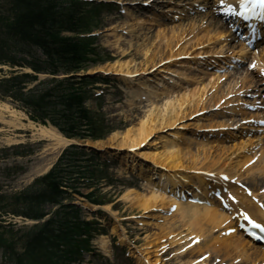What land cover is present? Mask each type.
Returning <instances> with one entry per match:
<instances>
[{
    "label": "bare ground",
    "instance_id": "bare-ground-1",
    "mask_svg": "<svg viewBox=\"0 0 264 264\" xmlns=\"http://www.w3.org/2000/svg\"><path fill=\"white\" fill-rule=\"evenodd\" d=\"M135 1L136 3H138L137 0ZM140 1L148 3H158L157 0ZM180 1L184 2L183 0ZM200 1L205 8H211L217 3V1L215 2V0ZM173 2H175V0ZM237 3L238 0H225L224 4L217 3L216 5L217 7L225 8H227L228 5H231L234 8ZM175 8L176 11H182V7L180 5H175ZM216 14L217 10L214 9L212 11H208L204 14L198 15L197 17L187 18L188 21H191L190 24H192V27L189 30H180L181 26H183L181 24L173 25L171 26V28L167 26H165V28H160L158 29L156 33V39L151 46H148L147 43V38L150 37V32L146 31L142 33L144 39V43L142 44L144 45L143 50L145 49L144 58L147 62L149 61L150 63H143L141 67H137L136 62H120L119 60L114 64H110L109 66H107L108 68H99L101 69L100 71H103L104 73L106 72L111 73V75L120 76L125 81H128L127 85H129L130 87L134 85L133 87L135 88L138 80H140V82L142 80V83H140V86L142 85V87L139 89L137 88L138 90L134 91L135 97L138 93H140L141 89L143 90V94H149L150 91L148 86L156 85L157 82H154L153 80L155 77L151 75L149 76L148 74V71L152 66L155 67L154 72H156L157 76H161V74L164 73H171L170 75L176 74V78L172 79L169 83L161 82L162 87L153 86V88L157 90V93H150L151 96L154 97V101H150V103L147 105V109L144 111V114L141 117L138 125L131 128V131H133L132 134L129 130L127 134L124 135V138H122L120 143L112 144V146L109 147L114 149V153L111 154V157L120 158L121 156H128L130 159H132V161L126 164V166L132 171L139 172V175L142 177L145 185L149 189V191H147V194L145 195H142L135 190H129L126 193V196L129 195L130 197L132 194L135 195L130 198L127 197L128 201L137 200V205L139 206L141 211H144L145 214L151 212V215L148 214V218L154 219L153 223L145 222V224L152 225L154 227L153 229L155 230V232L153 233V235L157 240V242L154 244L155 247L159 248L160 246L161 249H167L169 246H178V237H183L179 236L180 233L183 231H188L189 235L192 236V238L190 237L189 241L186 243L188 245L187 249H185L184 252H187L185 256L187 258H190L187 259L189 260V264H203L199 261V259L203 255L209 257V254L213 255V252H217L218 250H221L222 252L223 249L226 254H229L228 258L231 257L233 259L231 262H229V264H264V249L245 238L243 234L238 230L239 222L243 221V219L247 215L254 221L258 220L259 222H264V215L261 214L262 206H259L260 204H257V202L254 201V199H258L259 202H264V194L262 193V191H260L262 188H264V141L263 143L262 141H260L254 144L252 143L253 141L244 139L240 143L234 144L233 147H229L227 150L223 149L222 152L216 153V155L221 158H224L223 156H228L231 161L238 158V166L241 167L240 170L250 161L254 160L256 156L255 165L248 167L244 171V173H246L244 176L246 177H244L241 173L233 174L235 173V171L232 173V176H238L240 181H245L244 184H247V186L252 189L253 196L249 198L245 195V191H243V193H239V195H237V199L236 197L235 199L237 203L239 200L241 204L236 203L237 205H232L228 202V207H230V210H228L229 212L222 210L220 206H218L215 195L220 192L217 191V193H214V191H210L211 187H208L209 183L221 184L218 176L214 175V177H207V173H212L213 171L200 168L198 167V165H196V163L191 167L185 164V162H187L189 158H191L195 162L198 161L201 157L200 151H197L196 153L192 151L190 152V146H188L187 150H189V153L187 154L186 150L176 149L174 147H169L168 145V148H166V145H164V149L162 151L155 152L153 154L133 153L134 156H131L130 154V151L136 153L138 150H140L142 144L149 142L152 136L155 137L156 134L164 133V130H169L173 127H177L172 132V134L167 137L178 139L181 134L180 130H184L185 132L190 131L191 128L189 127V125L185 124L187 121L198 122L205 119L212 120L214 119V117H218L214 115L209 116L208 114L203 115L206 114L203 113V117L196 116V118H194L193 120L189 119L190 117L202 111H198L197 108L200 104H204L203 96L207 93V91L211 88L215 89V86L219 89L221 87L218 85L219 77L209 76L197 79V76H195L196 74H193V72H197L199 68L204 71L208 70L210 67H213L212 65L216 64V62H210L205 64V66L200 65L199 67L198 63H203L202 57L208 53L203 51L200 52L198 50L205 48L211 50L214 46L213 43H216L225 36L229 37L228 29L217 18ZM130 17L134 16L131 15ZM134 19H130L129 22L134 21ZM198 20H200L203 24H206L205 27L209 30L206 36H203L201 32L195 31L194 23H196ZM139 21L141 22L129 24L130 26H128V28H130L131 32L138 31L137 29L140 27H142L143 31L145 30V28L143 27L144 25L142 24L145 23L146 20ZM206 38L207 41L203 42V40H205ZM133 39H135L133 36L127 38L126 41L123 40L122 37H117L114 39V46L117 50L116 57H120L122 59L128 54L130 55V50L135 45V43H133ZM109 43L111 44L112 42L109 41ZM235 48V46H232L229 49L235 50ZM223 49L224 47L221 48V50ZM242 50L243 47H241L238 53H241L240 55L242 56H246L247 54ZM263 52L262 55L258 56L259 58L255 56L253 60H250V62L252 61L251 64L255 65V67L258 66L257 69L261 67V69H258L260 74L264 70ZM217 54H221V52H218ZM158 55H160L161 61L156 64V58L158 57ZM210 55L213 56L212 54ZM182 56L189 57L188 59L184 60L193 59L198 61V59L200 58V60L202 61L199 60L192 67H182V64L186 65L187 63H189L188 61H182V59H180ZM243 60L244 59L237 58L236 60L231 61L230 59V61L226 62V64H230L232 65V68H236L237 65ZM178 67H182V69L178 70L177 73L171 71L172 69H176ZM145 73L147 74L146 76ZM238 73L240 72H236V74H234L233 76H235L238 80H241L240 84L242 86V89L245 88V85L252 86L254 84L255 79H251V76L248 77L249 72L248 74L241 72L240 76ZM138 75H140V78H135V76ZM186 81H190V83L195 81V88L190 90L186 89ZM235 84L233 85V87L235 86ZM184 87L185 91L180 93V89H184ZM236 91H233L231 94H235ZM220 95H222V92L219 94V96H216L218 98L217 100L219 104H215L216 101L212 102V98L210 99V103L214 104L210 106L220 107L223 104H228L227 109L229 110L231 102H223L222 104L220 103L221 100H223L227 95L225 94L224 97H222L223 95ZM245 95L247 96V94ZM138 98H140V95L136 99ZM155 100H158L159 103H156ZM260 103L261 101L255 103L256 106L253 107L255 111H258L257 107ZM188 108H194V111L190 113L187 110ZM4 112L10 114L9 116L11 117V120L7 121L5 119L7 116L1 114L0 120L3 123H7L13 126H25V124L22 122V120L26 118V115L24 113L11 109V107L7 105H0V113ZM29 125L30 127L36 129V135L49 138L50 140L54 141V153L61 152L63 148H65L71 142V140L65 139V137H63L53 127L37 125L31 121H29ZM218 125L219 126L216 129L221 130H223L225 127L231 129L230 126H232L231 124L226 125L223 123H218ZM210 127L216 126H212L211 124L207 127H204V129L207 130L205 131L207 132V134L215 132V129L211 131ZM193 133H195V131H193L191 136L189 137H187V134L184 133L185 137L189 141V144L193 143ZM117 135L119 134H115V136ZM157 139H159V136L157 137ZM248 141H251L249 145ZM226 142L227 141H225L224 143ZM260 144L261 150L257 151L255 155H251V153H253L255 149V145ZM197 145L203 146L202 144ZM205 149L206 148H203L202 151H205ZM202 154L207 158L208 155L211 154V152L208 154L205 151ZM257 154L259 156V159L257 158ZM136 155L144 158L145 161L148 162L147 165H140L141 168H139L138 163L134 159ZM243 158H246L248 160H245ZM256 172L257 175H254ZM220 173L223 172L221 171ZM236 185H238V183ZM215 186L216 185H214V188H217ZM259 186L263 187L260 188ZM229 188L230 187L228 186L224 191H222V189L220 190L222 193L229 194L231 193V191L228 190ZM236 189L237 192L240 191L238 190V186ZM247 189L249 190V188ZM187 193L195 194L197 198H199L200 196V199L207 201L205 202L207 204L199 205L181 202V197H185ZM199 193H201V195ZM154 212L157 214H155ZM156 219H162V222L157 224L156 222H154L156 221ZM143 225L144 224H141L142 227ZM176 229H179L180 231H176ZM209 231L210 233H208ZM216 231L219 235L216 236V240H214L213 243H211V241L209 243L208 237H212V234ZM111 232L113 235L118 234V230L115 229V227L112 228ZM228 232L230 235H227ZM195 239V243L192 244V247L190 248L189 245L191 244V242L193 243ZM99 240L103 249H107L108 246H110L107 236L100 237ZM152 246L153 244L149 245V247ZM205 246L207 247L206 249H208L207 252L203 250ZM232 251L237 254L236 257L231 255ZM197 253H202V255L192 259L191 256L195 257ZM135 257L138 260V264H147L141 256L136 255ZM207 257H205V259H207ZM207 261L205 260L204 263ZM234 261L235 263H233ZM156 262H158V259L156 260Z\"/></svg>",
    "mask_w": 264,
    "mask_h": 264
},
{
    "label": "rangeland",
    "instance_id": "rangeland-1",
    "mask_svg": "<svg viewBox=\"0 0 264 264\" xmlns=\"http://www.w3.org/2000/svg\"><path fill=\"white\" fill-rule=\"evenodd\" d=\"M130 1H134V0H130ZM7 3L8 0H0V26L3 25L10 18V14L7 11L8 8ZM134 8L138 9V7H134ZM107 10L108 9H104L94 20H92L89 24L90 29L87 30L98 33V37H97L98 39L96 41L97 43L96 45L99 46L101 50L100 54L103 56L102 60H104V62L101 63L102 64L101 66L89 65L87 69H85L84 71L89 73L100 71L101 69L99 68H106L110 64H114L119 60L120 62H128V61H132L133 63L136 62L137 67H141L143 63H150L149 61L147 62L146 59L144 58L145 49L143 50L144 45L142 44L144 43V39L142 33L146 31L150 32V37L147 38L148 39L147 43L148 46H151L154 40L156 39L157 27L150 26L147 23L146 25H144L143 23L142 25H144L143 27L145 28L144 31L142 30V27L138 28L137 29L138 31L136 32H131L129 28L127 30L129 34L127 36L123 35L121 32L116 31V29H120V28H116V29L113 28L119 26L123 27L125 25L124 27L125 29L129 24L128 18L122 17L121 15L118 14V12H115L117 11V7L116 8L111 7V13H108ZM142 19L143 18L141 19L136 18V22H141L139 20ZM133 22L135 23V21ZM190 23L187 24V22L182 21L181 25L183 26H181L180 30L191 29L192 24ZM194 24H195L194 26L195 31L201 32L203 36L207 35V32H209V30L205 27L206 25L200 22ZM66 35H71V34H66ZM131 36L135 38L133 39L134 40L133 43H135V45L131 48L130 55L128 54L122 59L120 57H116L117 50L114 46L115 45L114 39L117 37H122L123 40L126 41V39L130 38ZM109 41H111L112 43L110 44ZM206 41L207 38L203 40V42ZM223 44L225 45L226 43L216 42V44H214L211 50L207 49L205 50V52L220 51L221 46ZM32 52L33 53L31 55L20 54L21 56H17V57H25L27 60L33 57L35 59L45 61V56L43 55L40 49L35 48ZM160 58H161L160 55H158V57L156 58V64H158L161 61ZM22 74L36 75V77H38L37 80H35V82L30 83L28 86L24 88L25 91L32 90L37 87H44L46 83H48L51 79L55 78L50 73L44 75L43 73L40 72L37 74L30 67H18L9 64H0V80L8 79L10 77L16 75H22ZM68 77H71V74H69ZM111 80H112L111 88H103L104 90H107L106 98L102 97L101 100H97L94 97H92L86 102V107L89 110H91L96 115V117H98L99 120L98 125H102L100 126L102 127V129L99 132V134L101 135L100 138L97 141H95V143L89 141L91 145L95 146L98 149L110 148L109 146H112V144L120 143L122 138H124V135L127 134L129 130L132 134L133 131H131V128H133L134 126L136 127L138 125V123L141 120V117L144 114V111L146 110L145 107L139 105L135 106L133 102V92L137 90L139 86L135 85L136 86L135 88L133 87L127 88L129 87V85L125 83H127L128 81H125L124 83V81L120 77H116V76H114V78H112ZM235 80H237V78H231L229 81L233 83L235 82ZM194 88L195 86L193 87L192 83H190L186 87V89L188 90ZM184 91H185V87L184 89H182V92ZM217 92L215 91L207 92L203 96V101L205 100L204 106L207 102L210 101V99L213 98V96L214 98L212 102L217 101L218 98L216 96H219L221 92H223V94L227 93V87H225L224 85L223 88L219 89V91ZM14 98L4 96L0 92V105L10 106L11 109L24 113L27 118L22 120L25 126H19V125L13 126L7 123H3L0 120V195H3L4 197L7 198L15 195L16 193H19L21 190L25 189L28 185H30L34 180V178H36L39 174L49 170L51 165H53L57 161L60 154L61 153L63 154V151L65 150L63 148L61 152H58L59 155L58 153H54L53 151L54 141L50 140L49 138L40 137L39 135L35 134L36 129L30 127L28 120V118L29 119L31 118L30 113L32 109L24 106L21 102L19 103L15 101ZM204 106L198 107L197 110H202ZM193 109L194 108L192 109L188 108L187 110L190 113H192L194 111ZM1 114L7 116L5 118L7 121L11 120L9 113L4 112V113H0V115ZM217 121L219 122L220 119H216L214 122L185 121L186 122L185 124H188L191 129L190 131H186V132L184 130H180L181 134L178 139L167 137L170 136L177 127H173L172 129L169 130H164V133L156 134L155 137L152 136L151 140L145 143L144 146H142L141 149L134 154L137 153L153 154L155 152H160L164 149V145H166V148H168L167 147L168 145L169 147H174L176 149L186 150L187 151L186 153L188 154L189 150L187 149L188 146H190V152L192 151L196 153L197 151H200L201 157L196 162L191 158H189L187 162H185L186 165H189L191 167L194 166L196 163V165H198V167L200 168L211 170L217 173L221 171L231 175L241 173L244 176L246 174L244 173L245 169L243 167L240 170L241 167L238 166V161H239L238 158L233 159L231 161L228 156H223L224 158H221L216 155V153L222 152L223 149L227 150L229 147H233L234 144L232 143L224 144L212 140L202 144L203 146H199L195 142L189 144V141L185 137L184 133H186L187 137H189L191 136L193 131L197 129L201 130L200 127H206L208 124H213V123L215 124ZM117 133L119 135L115 136V134ZM158 136L159 139H157ZM256 140L259 139L253 138L251 141H253L252 143L256 144ZM251 141H248V145L251 143ZM240 142L241 141H238L237 143ZM203 148H206L205 151L208 154L211 152V154L208 155L207 158L204 157L202 154L205 152L202 151ZM16 149L22 151L26 150L30 152L26 156H18V157L13 156L12 153ZM134 154L132 153L131 156L132 155L134 156ZM134 159L138 163L139 168H141L140 165L145 166L148 163L145 161L144 158L137 155L134 157ZM243 159L248 160L246 158ZM118 160L120 162V163L118 162L119 164V167H117L118 169L113 167L111 171L108 170L107 172V174L110 175V177L113 179V183H110L107 180V178L102 177V179L100 180L101 182L97 187L99 191L98 195L102 196L103 199L107 200L108 204L102 208L101 210L102 212L96 214L97 219L99 218L108 227V232L111 233L112 228L115 227V229L118 230V234L114 235L115 236L114 239L113 237L110 236L111 246H108L107 249L105 248L108 251H106L101 247L99 240L100 237L99 238L97 237L96 239L94 238L93 245L96 248V249L94 248L95 249L94 253H90L84 256L83 261L80 264H133V261H136V259L134 258V254L138 256L140 255L141 257L144 258L145 261L148 262L150 261L151 264L157 263L156 262L157 259L159 260L158 262L165 261L164 264H189L187 262L189 260L187 259L190 258H187L185 256L186 252H184L186 249L185 245H187L186 243L189 241V238L191 237L188 231H183L180 233L179 236H183V237H178L179 238L178 246H169L166 249V251H164L165 249L161 251L160 247L158 248L155 247L154 245L157 242V240L155 239L156 237L153 235V233L155 232V230L153 229L154 227L152 225H146V224L143 225L142 227L140 223H138V222L153 223L154 219L148 218V214L151 215V212L143 214L144 211H141V209L137 205V200L128 201L127 197H129V195L126 196V193L129 190H135L136 192L145 195L147 194V191H149V189L146 185L138 182L136 178L137 175L135 174L132 175L133 173L131 174L126 169V164L131 162L132 159H130L128 156L125 157L121 156ZM12 167H16L17 169L11 171L10 175L4 173L6 168H12ZM234 171L235 173H233ZM254 175H257V172ZM259 187L262 188L263 186H259ZM93 190L94 188H84V187L81 188V191L85 194L90 193ZM132 196L135 195L132 194L130 197ZM76 199H77V203L81 204L85 208L86 213H88L87 215L90 219L92 218L93 213H96V211H100L99 210L100 208H97L94 205H90L87 201H83L78 197H76ZM6 204H2V205L5 206ZM0 222H3L2 225L11 223L13 225L12 230L14 231L32 225V223L29 221L20 220V218H14L12 215H10V213H0ZM154 222H156L157 224L161 223L162 219H156V221ZM176 231H180V230L176 229ZM208 233H210V231ZM218 235L219 234L216 231L215 233L212 234V237H208L209 243L210 241L211 243H213V241L216 240V236ZM151 244H153L154 247L153 246L149 247V245ZM206 248H207L206 246L203 248L205 252H207L208 250ZM126 249H127V254L129 256L130 254L133 256L130 259L126 257V253H125ZM159 249L160 251H157ZM223 250L222 252L221 250H218L217 252H213V255L209 256L210 260L213 261L215 258H217L219 259L220 262H225L226 264H229V262H231L233 259L231 257L228 258L229 254H226V252ZM180 252H182V255L184 256H179L178 254H180ZM147 254L149 255V257ZM200 255H202V253L200 254L197 253L195 257L191 256V258L194 259ZM231 255H233L234 257L237 256V254H235V252L233 251L231 252ZM233 263H235V261ZM0 264H12L11 262L6 261L2 257V251H0Z\"/></svg>",
    "mask_w": 264,
    "mask_h": 264
},
{
    "label": "trees",
    "instance_id": "trees-1",
    "mask_svg": "<svg viewBox=\"0 0 264 264\" xmlns=\"http://www.w3.org/2000/svg\"><path fill=\"white\" fill-rule=\"evenodd\" d=\"M7 7L10 18L0 26V64L57 75L77 73L90 63L104 61L92 59L94 50L86 40L63 35L89 30L91 19L81 17L78 0H8ZM34 48L42 51L45 61L17 57L31 55ZM35 80L37 77L29 74L2 79L0 92L32 109V120L42 124L49 121L69 138H100L98 117L84 107L88 96L85 79L53 78L44 87L25 91ZM98 172L95 159L72 146L28 188L9 198L0 195V213L40 221L16 231L11 224H0L4 257L15 264H65L90 251V238L97 229L83 219L82 210L73 201L75 195H82L81 187L93 185L85 182ZM87 198L104 203L95 193Z\"/></svg>",
    "mask_w": 264,
    "mask_h": 264
},
{
    "label": "snow or ice",
    "instance_id": "snow-or-ice-1",
    "mask_svg": "<svg viewBox=\"0 0 264 264\" xmlns=\"http://www.w3.org/2000/svg\"><path fill=\"white\" fill-rule=\"evenodd\" d=\"M220 4H224V0H220ZM239 6L242 11L239 12L240 16H243L245 19L249 18V15H258L259 18L264 19V0H239ZM259 9V13H257L256 9ZM228 13H235L236 9L231 5H228L225 9ZM255 68V65H252ZM247 219H251L247 217ZM254 227L260 228L261 231H264V226L257 224L255 221H252Z\"/></svg>",
    "mask_w": 264,
    "mask_h": 264
}]
</instances>
